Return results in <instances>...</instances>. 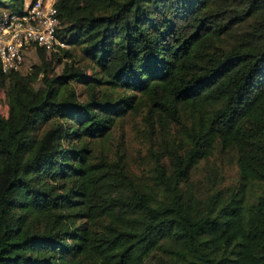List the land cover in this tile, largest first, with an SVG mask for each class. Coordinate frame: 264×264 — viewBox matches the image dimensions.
<instances>
[{
  "label": "trees",
  "instance_id": "obj_1",
  "mask_svg": "<svg viewBox=\"0 0 264 264\" xmlns=\"http://www.w3.org/2000/svg\"><path fill=\"white\" fill-rule=\"evenodd\" d=\"M56 8L0 65V264H264V0Z\"/></svg>",
  "mask_w": 264,
  "mask_h": 264
},
{
  "label": "built area",
  "instance_id": "obj_2",
  "mask_svg": "<svg viewBox=\"0 0 264 264\" xmlns=\"http://www.w3.org/2000/svg\"><path fill=\"white\" fill-rule=\"evenodd\" d=\"M58 0H29L18 12L0 14V65L4 72L20 69L29 52L39 47L48 55L68 48L57 35Z\"/></svg>",
  "mask_w": 264,
  "mask_h": 264
},
{
  "label": "rangeland",
  "instance_id": "obj_3",
  "mask_svg": "<svg viewBox=\"0 0 264 264\" xmlns=\"http://www.w3.org/2000/svg\"><path fill=\"white\" fill-rule=\"evenodd\" d=\"M29 0H7V2L10 3L11 6H13L14 8L17 7L18 5H22L19 7L20 10H22L24 4L26 2H28ZM15 11H18V9H16ZM48 55V54H47ZM50 56V55H48ZM50 59V58H49ZM67 62L66 58H61V61L57 62L55 59L51 60L49 69H48V75L50 77H54L58 74H60L62 72L63 69V65ZM38 63V58L36 56V52L35 51H31L28 53V55L25 56V60L22 63V70H24L25 72L28 71L32 65ZM88 74L90 75V72L88 71ZM79 89H81L79 87ZM7 115V105L5 102V98H4V94L2 91H0V117H6ZM126 131L128 133H130L131 131H129V128H126ZM133 137L132 134H129V138L131 139Z\"/></svg>",
  "mask_w": 264,
  "mask_h": 264
}]
</instances>
